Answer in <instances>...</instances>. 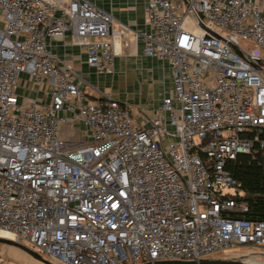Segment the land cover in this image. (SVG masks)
Masks as SVG:
<instances>
[{
    "label": "built area",
    "instance_id": "2783aa9c",
    "mask_svg": "<svg viewBox=\"0 0 264 264\" xmlns=\"http://www.w3.org/2000/svg\"><path fill=\"white\" fill-rule=\"evenodd\" d=\"M144 16L143 54L169 62L172 86L138 123L126 103L88 97L49 49L69 33L113 75L124 31L110 12L0 0V232L55 264L264 249V220L246 216L227 168L264 155V0H147ZM21 73L49 86L48 102L20 100Z\"/></svg>",
    "mask_w": 264,
    "mask_h": 264
},
{
    "label": "crops",
    "instance_id": "0c3cea01",
    "mask_svg": "<svg viewBox=\"0 0 264 264\" xmlns=\"http://www.w3.org/2000/svg\"><path fill=\"white\" fill-rule=\"evenodd\" d=\"M96 6L110 12L116 25L123 28L124 34L115 42V72L113 75L97 74L94 69L85 62V52L82 47L71 41L69 33L62 39H49V49L55 55L57 63H65L73 69L80 78V89L88 97L95 98L99 95L126 103L131 108L132 116L138 123H144L147 118L154 116L159 109L162 95L171 89V69L169 62L157 57H149L143 54L142 32L148 30L145 23L144 6L147 0H89ZM116 76L124 79H140L148 83L143 88L139 99L128 100L125 96L116 93L113 89L108 91L116 80ZM49 86L41 85L31 79L27 73H21L16 92L20 100H35L48 102ZM65 136V134H62Z\"/></svg>",
    "mask_w": 264,
    "mask_h": 264
},
{
    "label": "rangeland",
    "instance_id": "374dc122",
    "mask_svg": "<svg viewBox=\"0 0 264 264\" xmlns=\"http://www.w3.org/2000/svg\"><path fill=\"white\" fill-rule=\"evenodd\" d=\"M186 24L190 27H192V23L188 20L186 21ZM108 88V91H114L122 96H125L128 100L136 101L139 99V96L142 93L143 88L148 86V83L141 81L140 79H130L127 76H124V79L118 78L116 76L115 82L112 83L110 86V83L106 85ZM78 135H81V131L75 132ZM204 257L209 258H225V259H240V260H248L252 264H264V249L255 248L251 251H248V249H235L232 251H227L225 253H216V254H210L206 255ZM0 260L8 263V264H43L33 258H31L29 255H27L25 252L16 249L14 247H10L7 245H1L0 244ZM49 261H52V263H57L53 259H48Z\"/></svg>",
    "mask_w": 264,
    "mask_h": 264
},
{
    "label": "trees",
    "instance_id": "16d2710c",
    "mask_svg": "<svg viewBox=\"0 0 264 264\" xmlns=\"http://www.w3.org/2000/svg\"><path fill=\"white\" fill-rule=\"evenodd\" d=\"M227 168L243 190L249 207L246 216L264 220V155L239 154Z\"/></svg>",
    "mask_w": 264,
    "mask_h": 264
},
{
    "label": "water",
    "instance_id": "95a60500",
    "mask_svg": "<svg viewBox=\"0 0 264 264\" xmlns=\"http://www.w3.org/2000/svg\"><path fill=\"white\" fill-rule=\"evenodd\" d=\"M0 244L7 245L10 247H14L16 249H19L23 252H25L27 255H29L31 258L43 263V264H55L51 261L43 258L40 254L37 252L29 249L28 247L13 241L11 239L0 237ZM142 264H252L249 261L246 260H240V259H225V258H202L199 260H191V261H185V260H162V261H154L146 262Z\"/></svg>",
    "mask_w": 264,
    "mask_h": 264
},
{
    "label": "bare ground",
    "instance_id": "6f19581e",
    "mask_svg": "<svg viewBox=\"0 0 264 264\" xmlns=\"http://www.w3.org/2000/svg\"><path fill=\"white\" fill-rule=\"evenodd\" d=\"M0 237L10 238L11 237V234L6 233V232H0ZM246 261H248V260H246Z\"/></svg>",
    "mask_w": 264,
    "mask_h": 264
}]
</instances>
